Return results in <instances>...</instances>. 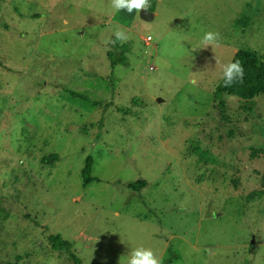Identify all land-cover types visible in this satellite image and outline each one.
Returning a JSON list of instances; mask_svg holds the SVG:
<instances>
[{"label":"rangeland","instance_id":"rangeland-1","mask_svg":"<svg viewBox=\"0 0 264 264\" xmlns=\"http://www.w3.org/2000/svg\"><path fill=\"white\" fill-rule=\"evenodd\" d=\"M154 12L0 0V264H73L50 234L82 264H127L140 246L163 264H264V95L252 114L214 100L237 50L264 54V0H156ZM116 29L130 39L106 45Z\"/></svg>","mask_w":264,"mask_h":264},{"label":"trees","instance_id":"trees-1","mask_svg":"<svg viewBox=\"0 0 264 264\" xmlns=\"http://www.w3.org/2000/svg\"><path fill=\"white\" fill-rule=\"evenodd\" d=\"M150 7L149 9L155 10L156 0H149ZM243 26H247L250 22V16L243 12ZM123 56L115 59L112 58V62L122 61ZM239 59L244 67V78L243 82H235L230 87H225L223 80L220 79L216 89L214 91V100L216 101V108L220 111L226 110L229 107L227 95H233L241 99L243 106L242 108L252 114L255 111L256 98L260 95H264V54L260 53L257 50L251 48H240L235 53L232 61ZM71 94L74 97L81 98L83 100H88V97L85 94L71 91ZM58 154H50L43 158L45 162L51 158H58ZM93 159L88 157L85 161V165L82 168V177L84 179V185H88L93 180L96 179L92 175ZM148 182L144 179H139L134 182L128 183L130 187H134L136 190H141L146 187ZM30 218V216H28ZM48 241L55 251H66L70 258L73 261V264H82L80 257L76 255L73 251V243L70 240L64 239L60 234H50L48 236Z\"/></svg>","mask_w":264,"mask_h":264},{"label":"clouds","instance_id":"clouds-1","mask_svg":"<svg viewBox=\"0 0 264 264\" xmlns=\"http://www.w3.org/2000/svg\"><path fill=\"white\" fill-rule=\"evenodd\" d=\"M111 7L119 12L121 10H126L128 13L133 11L140 14V12L147 11L150 7L149 0H111ZM114 39L109 38L105 40L106 45H115L117 42L124 43L130 36L126 34L122 29L114 30ZM152 37L149 36V39ZM221 39L220 33L212 30L205 31L202 36V44L204 47L211 46L212 49L216 47ZM203 47V48H204ZM217 63V61H216ZM223 84L225 87H230L235 82H243L244 78V67L242 62L237 60H230L225 64L221 65ZM196 84V80L191 81ZM163 256L158 255L150 247H136L130 253L127 260V264H163Z\"/></svg>","mask_w":264,"mask_h":264},{"label":"water","instance_id":"water-1","mask_svg":"<svg viewBox=\"0 0 264 264\" xmlns=\"http://www.w3.org/2000/svg\"><path fill=\"white\" fill-rule=\"evenodd\" d=\"M141 17L145 20H148V21L153 20V18L155 17V12L149 8L147 11L142 10L141 11ZM159 100H161V99H159Z\"/></svg>","mask_w":264,"mask_h":264},{"label":"built area","instance_id":"built-area-1","mask_svg":"<svg viewBox=\"0 0 264 264\" xmlns=\"http://www.w3.org/2000/svg\"><path fill=\"white\" fill-rule=\"evenodd\" d=\"M149 40V37L147 38ZM151 69H154L153 67Z\"/></svg>","mask_w":264,"mask_h":264}]
</instances>
